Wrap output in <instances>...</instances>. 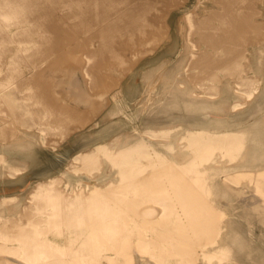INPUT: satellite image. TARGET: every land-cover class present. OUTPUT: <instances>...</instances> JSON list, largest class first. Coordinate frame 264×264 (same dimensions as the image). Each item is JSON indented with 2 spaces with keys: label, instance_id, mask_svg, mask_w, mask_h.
I'll list each match as a JSON object with an SVG mask.
<instances>
[{
  "label": "rangeland",
  "instance_id": "rangeland-1",
  "mask_svg": "<svg viewBox=\"0 0 264 264\" xmlns=\"http://www.w3.org/2000/svg\"><path fill=\"white\" fill-rule=\"evenodd\" d=\"M0 264H264V0H0Z\"/></svg>",
  "mask_w": 264,
  "mask_h": 264
},
{
  "label": "bare ground",
  "instance_id": "bare-ground-1",
  "mask_svg": "<svg viewBox=\"0 0 264 264\" xmlns=\"http://www.w3.org/2000/svg\"><path fill=\"white\" fill-rule=\"evenodd\" d=\"M72 65V67L75 69L76 68V66H75V63L73 64H71ZM80 90V89H79ZM84 94V93H83ZM83 96V95H82ZM88 96V95H87ZM86 95H85V97H87ZM84 98V97H83ZM85 99V98H84ZM82 100V99H81ZM85 103H88L89 104V99H88V97L86 98V100H83ZM91 103V102H90ZM92 104H93V102H92ZM93 107H94V105H93Z\"/></svg>",
  "mask_w": 264,
  "mask_h": 264
}]
</instances>
